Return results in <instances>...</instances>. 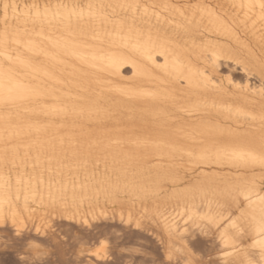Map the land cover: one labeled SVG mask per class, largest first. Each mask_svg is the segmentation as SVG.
I'll list each match as a JSON object with an SVG mask.
<instances>
[{"label":"bare ground","instance_id":"6f19581e","mask_svg":"<svg viewBox=\"0 0 264 264\" xmlns=\"http://www.w3.org/2000/svg\"><path fill=\"white\" fill-rule=\"evenodd\" d=\"M218 212L264 218V0H0V238L117 222L244 264Z\"/></svg>","mask_w":264,"mask_h":264},{"label":"rangeland","instance_id":"374dc122","mask_svg":"<svg viewBox=\"0 0 264 264\" xmlns=\"http://www.w3.org/2000/svg\"><path fill=\"white\" fill-rule=\"evenodd\" d=\"M238 80H242L241 84L244 83L241 77H237V82L240 83ZM96 226L97 229L94 227L89 230H82L77 227H68L65 224L57 225L51 234H46L43 237L41 250L33 253V255L28 253L29 256L26 254L27 257L23 256L25 251L23 238H18L11 230H7L10 235L6 232L1 234L0 238V264H86L87 259L83 255H79L81 243L86 242L87 246L85 248L94 249V247L97 248L100 245V241L101 243L107 241L109 245V257L102 264H180V262L173 263L167 260L164 239L162 243L158 242L149 232L152 228H149V225H145L149 227L142 231L133 228L125 230L117 222H100ZM152 230L153 232L156 231L154 227L150 231ZM136 233H139V235ZM20 240L23 243H19ZM192 243L196 246H194V251L197 258L202 257L205 261L214 259L215 255L220 252L213 239L197 235ZM133 249H139V251H132Z\"/></svg>","mask_w":264,"mask_h":264},{"label":"snow or ice","instance_id":"6c2138e0","mask_svg":"<svg viewBox=\"0 0 264 264\" xmlns=\"http://www.w3.org/2000/svg\"><path fill=\"white\" fill-rule=\"evenodd\" d=\"M206 219L209 221V224L216 225L219 231V239L223 246V255L225 258L231 256L233 253L229 249H236L238 247L237 241L241 240L245 235L248 234L249 231H256L259 234V239H256L254 243L249 245V253L248 258L244 261V264H264V218H262L259 225L255 228L250 223L245 222L243 219V214L236 218H232L224 212H218L215 215H207ZM221 221H225L226 223L221 226ZM86 226L92 227L90 223L87 221H83ZM131 223V220L128 221ZM138 228L139 225L137 224ZM222 227V230H220ZM20 234L17 233V236ZM19 243H23L22 241ZM30 248L36 249L38 245L30 244ZM252 249H258L259 251H252ZM132 251L138 252L139 249H133ZM109 254V245L107 241L102 243L99 248L88 253L93 259V264H102ZM99 257V260L95 258ZM168 259H171L169 255ZM198 264H205V262L200 261ZM222 264H236L235 261H231L228 259H224Z\"/></svg>","mask_w":264,"mask_h":264}]
</instances>
